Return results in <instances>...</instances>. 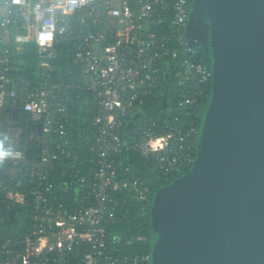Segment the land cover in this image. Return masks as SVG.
Wrapping results in <instances>:
<instances>
[{
	"label": "built area",
	"instance_id": "obj_1",
	"mask_svg": "<svg viewBox=\"0 0 264 264\" xmlns=\"http://www.w3.org/2000/svg\"><path fill=\"white\" fill-rule=\"evenodd\" d=\"M191 2L0 0V147L9 153L0 159V264H68L73 254L78 264L147 262L136 245L146 237L130 226L149 187L123 178L131 165L118 158L137 153L164 175L195 160L190 108L206 102L212 69L184 38ZM28 42L49 57L35 83L12 66L11 47ZM64 46L73 55L60 67ZM171 68L180 112L147 114ZM29 125L36 148L23 143Z\"/></svg>",
	"mask_w": 264,
	"mask_h": 264
},
{
	"label": "water",
	"instance_id": "obj_2",
	"mask_svg": "<svg viewBox=\"0 0 264 264\" xmlns=\"http://www.w3.org/2000/svg\"><path fill=\"white\" fill-rule=\"evenodd\" d=\"M184 38L211 88L193 164L153 193L147 263L264 264V0H192Z\"/></svg>",
	"mask_w": 264,
	"mask_h": 264
},
{
	"label": "trees",
	"instance_id": "obj_3",
	"mask_svg": "<svg viewBox=\"0 0 264 264\" xmlns=\"http://www.w3.org/2000/svg\"><path fill=\"white\" fill-rule=\"evenodd\" d=\"M14 51L15 55V63L12 65L14 68H19L18 71H14L15 73L21 72L25 75L26 78L31 79L34 83L40 79V76L42 72L45 70V64L44 61L48 59V53L44 52L39 48L35 43L33 42H28L22 45L20 48L16 47H11ZM67 49L68 47L64 46L62 49L59 50L57 59H56V65L57 66H65L68 63H70V59L72 58V52L68 58L67 56ZM205 54L206 51H203ZM209 60V59H208ZM176 71V68H171L169 72V76L166 77L165 80L160 81L159 85L156 87L154 93L151 95V101L149 102V105H157L158 103H162L164 96H166V105L159 110L156 113H148V110L151 108H154L156 106L150 107L146 109L147 114L151 115H158V114H164L166 116L172 117L173 115L177 114L180 112V110L177 109L175 106L178 98H179V89L175 86L174 84V72ZM169 98V99H168ZM203 103L199 107L198 110H196L194 113L195 109H191L190 111L192 112L193 116L191 117L195 119L197 122V125L200 124L201 120V115L203 111V107L205 105ZM185 111H189V108H187ZM81 112H78V115H80ZM76 113H74V116L77 117ZM27 115H24L22 117L23 120H25ZM81 117V116H80ZM82 124V120L78 122L77 126ZM33 129V126L29 125L27 128L28 132H25L23 135V143H27L30 146H34L35 148L37 147V142L36 140L29 139V134L31 133V130ZM128 130H133L134 129V123H131L128 128ZM74 135L78 136V133L76 131V128L74 127ZM132 133V132H131ZM29 139V140H28ZM128 140H125L127 142ZM75 144H78V142ZM79 145V144H78ZM36 150V149H35ZM33 152L29 153V156H33ZM119 161L123 164L129 163L131 165V171L129 174L126 173H121V176L123 178H126L129 176L131 179H146L144 184L149 187V191L146 192V199L144 200H137V204L135 203L132 205L133 207V212L132 215L134 216L131 225L130 226L133 228V231L137 234L144 235L146 237L145 240L142 242L136 244L137 249H138V254L147 257L149 254V249H150V238H151V223H150V210H151V202H152V197L153 193L160 187L166 185L170 181H172L174 178L180 176L181 174L187 172L190 168V166L184 167V168H177L175 171H168L167 173L165 172V175L167 179H165V175L161 173L162 169L157 168L156 172H151L149 169H151L152 166V161H146L143 158L139 157V154L129 152L126 153L125 155L119 156ZM62 179V178H61ZM56 183V193L58 196L59 201H68L67 196L65 195V192L68 191V188L66 187V181L65 180H60V178L57 177L55 180ZM125 226V225H124ZM128 224L126 223V228ZM121 229V226H120ZM131 232L128 230L123 231V235H129ZM77 251L79 249H76ZM67 264V263H66ZM68 264H78V260L73 254V256L70 258V261ZM143 264H148L147 262H144Z\"/></svg>",
	"mask_w": 264,
	"mask_h": 264
},
{
	"label": "clouds",
	"instance_id": "obj_4",
	"mask_svg": "<svg viewBox=\"0 0 264 264\" xmlns=\"http://www.w3.org/2000/svg\"><path fill=\"white\" fill-rule=\"evenodd\" d=\"M9 153L0 147V159L6 157Z\"/></svg>",
	"mask_w": 264,
	"mask_h": 264
}]
</instances>
